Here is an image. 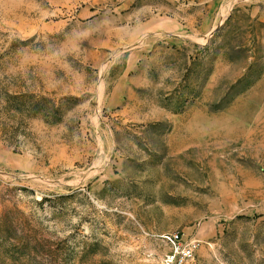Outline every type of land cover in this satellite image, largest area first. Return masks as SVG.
<instances>
[{
	"label": "rangeland",
	"instance_id": "rangeland-1",
	"mask_svg": "<svg viewBox=\"0 0 264 264\" xmlns=\"http://www.w3.org/2000/svg\"><path fill=\"white\" fill-rule=\"evenodd\" d=\"M188 245L264 264V0H0V264Z\"/></svg>",
	"mask_w": 264,
	"mask_h": 264
},
{
	"label": "built area",
	"instance_id": "built-area-1",
	"mask_svg": "<svg viewBox=\"0 0 264 264\" xmlns=\"http://www.w3.org/2000/svg\"><path fill=\"white\" fill-rule=\"evenodd\" d=\"M177 237V236H175ZM193 247L188 245V246H184L181 250L180 253H178V259H176L175 255H172L170 257V261L168 262V264L173 263V262H179V263H183L184 261H188L189 259H191L193 257Z\"/></svg>",
	"mask_w": 264,
	"mask_h": 264
},
{
	"label": "trees",
	"instance_id": "trees-1",
	"mask_svg": "<svg viewBox=\"0 0 264 264\" xmlns=\"http://www.w3.org/2000/svg\"><path fill=\"white\" fill-rule=\"evenodd\" d=\"M182 109H183V108H182ZM174 111H180V110L175 109Z\"/></svg>",
	"mask_w": 264,
	"mask_h": 264
}]
</instances>
